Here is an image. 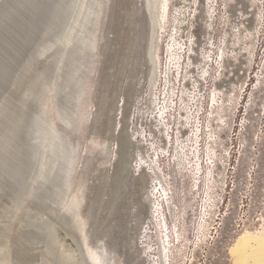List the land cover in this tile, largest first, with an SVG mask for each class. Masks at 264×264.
Here are the masks:
<instances>
[{
	"label": "rangeland",
	"instance_id": "374dc122",
	"mask_svg": "<svg viewBox=\"0 0 264 264\" xmlns=\"http://www.w3.org/2000/svg\"><path fill=\"white\" fill-rule=\"evenodd\" d=\"M146 1L106 0L105 3L102 31L108 32V39L103 50L96 48L97 53L101 52L94 77L99 85L82 141V148L86 149L88 141L95 144L96 153L88 164L89 192L85 194L80 216L85 217L91 202L98 204L99 217L87 219L91 244L98 246L107 235L111 256L118 264H154L151 260L158 257L156 247H159L156 219L146 199L144 175L138 176L132 165L149 162L148 157L160 159V170L167 175L176 206L175 217L169 218L170 229L177 236L170 264H233L230 252L238 236L246 230H261L264 225V90L256 89L264 65V0H217L212 20L207 16L206 0L171 1L173 13L177 4L189 9L190 16L183 24L187 27L184 34L195 41L194 50L191 43L187 45L192 59L188 55L182 61V73H172L176 94L169 121L166 119L167 126L163 128L164 121L154 112L156 100L151 98L150 91L153 84L150 85L152 63L148 57ZM99 2L95 4V22L89 28L93 40L98 35ZM171 24L170 29L174 28ZM167 32H163L160 47L163 72L168 62ZM92 38H88L87 45L94 59ZM225 39L230 46L226 50L229 57L225 67L220 68L216 64L218 47ZM207 50L212 55L207 66L210 73L203 76ZM164 83L162 79L156 85L157 93H164L167 85ZM203 83L206 86L199 93ZM216 86L224 94L230 92L233 98L230 107L227 106V118L220 121L223 125L215 123L221 125V134L216 143L210 144H215L212 154L218 157L212 171H208L212 162H208L207 131L203 133L200 154L206 171L201 179L196 178L199 179L196 183L191 174L195 159L186 155L197 145H193L192 126L197 118L192 119L193 123L186 118L191 113L196 116L198 97L194 94L199 93L203 102L199 117L206 126L213 107L211 93ZM252 97L256 99L253 102ZM168 131L173 138L163 151L161 147ZM103 142L108 145L105 153L99 149ZM181 146L189 149L179 152ZM190 160H193L191 164ZM145 177L152 188L159 182L153 173L147 172ZM114 190L119 196L115 210L109 213Z\"/></svg>",
	"mask_w": 264,
	"mask_h": 264
},
{
	"label": "bare ground",
	"instance_id": "6f19581e",
	"mask_svg": "<svg viewBox=\"0 0 264 264\" xmlns=\"http://www.w3.org/2000/svg\"><path fill=\"white\" fill-rule=\"evenodd\" d=\"M96 1L0 0V264H118L115 257L111 256L105 240L107 235L103 236L98 246H93L86 230L87 219H97L100 206L91 202L85 217L80 216L85 194L89 192L88 164L96 153L95 144L90 141L87 149L82 148L84 129L91 118L92 101L98 84L94 77L98 72L101 52L97 53L96 48L103 50L108 39V32L102 31L106 0H100L96 8L98 35L94 40L89 36V28L95 22L93 14ZM171 1L147 0L145 4L149 16L148 57L152 63L150 85L153 86L150 91L151 98L156 100L154 112L164 121L161 123L162 128L167 126L166 119L169 121L173 96L176 94L172 73H182L183 60L188 55L192 59L187 45L191 43L192 46L195 41L184 34L187 27L183 24L190 16L189 9L176 3L173 13L170 11ZM204 6L207 16L212 20L217 10V0H206ZM171 22L172 29L169 26ZM66 24L67 28L63 27L61 31L60 27ZM35 29L39 32L37 39L32 38ZM23 30L29 46L17 66L12 68L11 55L21 54L20 47L16 45L24 43L17 39ZM163 32H167L168 62L165 72L160 64ZM50 36L52 47H48ZM88 38H92L94 59L92 49L90 51L87 45ZM69 42L73 47L70 55H67L70 67L63 72L66 56L58 54V51L69 48ZM226 42L225 39L222 46L218 47L216 64L220 68L228 62L226 50L230 46ZM190 48L194 50V46ZM206 57L205 66H202L203 76L210 73L207 66L212 55ZM219 58L223 60L219 61ZM162 79L167 84L166 89L164 93H157L156 85ZM215 80L218 81V78L215 77ZM205 86L204 83L200 85L199 93H203ZM256 86L257 91L264 90V65ZM219 90L216 86L211 93L210 101L216 109L212 107L206 126H203L199 117L203 106L199 93L194 94L198 97L197 104L194 103L198 106L196 116L191 113L186 118L192 123V119L197 118L195 125H192L195 128L193 145H197L192 150L181 146L179 152L188 150L186 156L194 157V163L193 160L189 162L192 163L190 170L194 179H201L206 171L200 154V142L205 131L208 162H212L208 171L215 169L218 164V157L212 154L215 144H210L220 138L219 129L223 125L220 121L227 118V106L233 98L230 92L224 94ZM254 100L252 97L251 101ZM216 122L221 124L220 127L215 125ZM30 125L34 140L27 135ZM169 131L164 135L163 151H166L173 138ZM107 148L108 145L103 142L99 149L105 153ZM154 159L148 157L149 162H141L139 166L133 163L132 168L138 176L144 175L142 179L146 199L156 219L154 226L159 234V247H156L158 257L151 262L170 264L177 236L170 229L169 218L173 220L175 217L176 206L167 175L160 170V159ZM147 172L153 173L159 180L153 188L147 183ZM118 196V191L114 190L109 213L115 210ZM35 199H40V202ZM230 253L233 264H264V225L261 230L241 233Z\"/></svg>",
	"mask_w": 264,
	"mask_h": 264
},
{
	"label": "water",
	"instance_id": "95a60500",
	"mask_svg": "<svg viewBox=\"0 0 264 264\" xmlns=\"http://www.w3.org/2000/svg\"><path fill=\"white\" fill-rule=\"evenodd\" d=\"M43 4H44V1H43ZM46 24H47V21H46ZM63 27H66L67 28V24L64 26H61L60 27V29H61V31L63 30ZM33 35V39L35 38V39H37L38 38V35H39V32L37 31V29H35L34 30V34H32ZM16 37V36H15ZM17 39L19 40H22V43H23V41H24V43L21 45V44H19V46L18 45H16V47L17 48H19L20 47V50H21V54H20V56H18V53H16V54H12L11 56H12V64H13V66H12V68L14 67H16L17 66V63L19 62V60H21L20 59V57H22L24 54H25V52H26V47L28 48V46H29V44L26 42V40H25V30H23V33L21 34V36L20 37H17ZM30 41L31 40H29V43H30ZM47 41H50V43L48 44V47H52V39H51V36H50V38H48V40ZM60 41L62 42L63 40L62 39H60ZM68 44H70V42L68 43ZM73 50V47L71 46V44H70V47L69 48H67L66 50H60V51H58V54H64L65 56H66V59H65V62H64V66H63V68H62V70H63V72H66V70L68 69V67H70V65H69V62H68V60H67V55H70V53H71V51ZM57 52V51H56ZM14 60V61H13ZM15 62V63H14ZM14 71V70H13ZM60 108H62V107H60ZM63 109V108H62ZM32 134H34V131L32 132V125H30V126H28V128H27V135H28V137L30 138L31 137V139H32V137H33V135ZM32 140H34V139H32ZM33 142V141H32ZM64 211V210H63ZM66 213V212H65Z\"/></svg>",
	"mask_w": 264,
	"mask_h": 264
}]
</instances>
